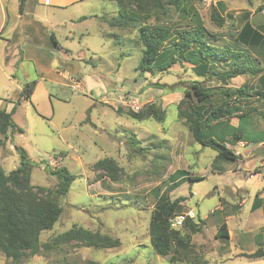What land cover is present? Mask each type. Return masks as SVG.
Here are the masks:
<instances>
[{"label":"rangeland","instance_id":"374dc122","mask_svg":"<svg viewBox=\"0 0 264 264\" xmlns=\"http://www.w3.org/2000/svg\"><path fill=\"white\" fill-rule=\"evenodd\" d=\"M219 1L225 7L222 27H217L210 18L211 7ZM263 1L216 0L209 4L197 1L194 7L204 25L221 35L214 43L243 49L235 40L242 16L251 13L254 23L256 19H264V8L253 12ZM51 7L36 5L39 11L46 9L52 20L69 12L68 23L59 27L57 23L51 26L48 21L39 20L32 27L38 40H46L43 36H47L48 42H53L51 34H55L61 49L53 64L58 66L60 76L48 71L45 65L40 73L32 61L20 60L19 56L13 67H9L11 61L0 55L5 69L4 74L0 71V97L16 99L25 83L40 81L33 105L21 98L12 115L23 132L7 133L8 141L0 146V165L9 172L19 164L16 146L25 150L32 166V185L55 188L57 178L46 166L49 169L65 166L75 176L67 194L59 198L62 207L59 218L50 230L40 234L42 243L77 225L118 237L120 245L94 248L71 242L19 261L0 253V264H87L88 260L98 264H202L203 261L264 264V258L242 256L259 246L264 248V212L261 208L251 210L254 195L264 190V144L242 146L230 141L228 146L240 154L239 159L215 160L216 151L195 142L187 126L177 118L175 105L183 97V89L196 78L188 63L176 62L165 69L154 67L150 72H140L137 67L142 50L137 28L119 29L109 24L117 15L113 0H86L81 6H69L67 12L49 13ZM181 17L170 7L163 19L184 26L185 18ZM153 22L154 18L149 23ZM7 30L4 29L2 36L8 41L19 43L23 38L32 39L22 32V27L9 37L5 35ZM249 54L259 60L255 63L263 71L233 78L230 86L246 83L252 85L253 92H264V79H261L264 49ZM8 74L14 78L15 86L4 77ZM216 82L206 79L204 85L214 86ZM220 96L216 93L212 102H217ZM248 100L242 105L246 110L253 108L248 119L255 125L246 127L245 132L264 134V96L253 94ZM132 101H136L138 109L150 102L160 103L165 110L164 121H138L117 112L119 107L123 111L137 110L130 106ZM238 119L234 116L229 120L236 125ZM105 157L114 159L120 168L116 181L93 168L95 161ZM53 160L54 165H50ZM178 170L186 171L185 177L202 178L192 181L184 178V182L172 188ZM164 191L170 200L183 197L177 214L192 209L195 213L192 222L204 224L194 232L184 225L178 228L189 236L187 247L173 244L178 253L160 256L151 247L148 224L155 202ZM221 220L226 221L231 231L228 241L214 237ZM258 233L260 241L256 243Z\"/></svg>","mask_w":264,"mask_h":264},{"label":"trees","instance_id":"16d2710c","mask_svg":"<svg viewBox=\"0 0 264 264\" xmlns=\"http://www.w3.org/2000/svg\"><path fill=\"white\" fill-rule=\"evenodd\" d=\"M117 6V15L109 24L119 29L136 27L138 42L142 54L137 69L142 72H150L152 68L165 69L170 65L180 62L191 65L196 78H193L188 87L183 89V97L175 105L177 118L188 128L193 140L203 147L216 151L215 160L224 158L238 160L240 154L228 146L231 141L236 144L244 143L264 144V134H251L246 127L255 124L248 119L253 108L244 109V102H250L248 97L253 94L264 96V92H253L252 85L246 83L240 87L229 86L231 78L236 76H254L262 72L263 68L256 65L257 58L252 57L249 51L255 52L264 49V27L257 28L249 21V14L242 16V24L236 31L235 40L244 48L231 47L228 44L219 46L213 41H218L221 35L209 30L195 11L194 2L202 0H113ZM26 0H20L19 11H22ZM172 7L184 19V26L173 25L163 17ZM264 3L256 10H261ZM225 7L219 1L211 7L210 18L217 27H222L225 16L222 14ZM156 12V15L154 13ZM155 22L149 23L151 19ZM107 19V18H106ZM104 19V20H106ZM212 41V42H210ZM249 50V51H248ZM217 81L214 86H205L204 81ZM261 79L264 77L261 76ZM36 80L23 85L19 98L12 109L7 111L0 108V146L7 142V133H22L17 127L12 115L20 104L21 98L28 100L35 87ZM162 88V86H158ZM174 91V89H169ZM216 93L221 96L217 102H212ZM124 97L128 98L127 94ZM117 112L124 113L138 121L153 119L159 123L164 121L165 110L160 103L150 102L141 108L127 109L117 108ZM237 116L236 125L230 122V118ZM264 119V114L262 115ZM19 151V164L10 170H5L0 165V253L6 258L19 261L22 257L38 254L44 250L52 249L60 244L71 242L82 246L94 248H113L120 245L118 237H112L107 233L92 231L82 226L73 225L68 230L42 243L40 234L50 230L59 218L62 207L59 198L67 194L70 184L75 176L65 166H58L49 170L57 178L55 188L32 185L30 183L31 164L26 152L21 147H15ZM94 170L102 171L113 181L117 180L119 166L110 157L99 159L93 164ZM186 171L178 170L173 175L175 181L171 187L175 188L187 180H198L202 177L183 176ZM186 178V179H184ZM183 197L170 200L168 192H162L151 211L148 224V233L151 247L160 256L177 252L175 247H187L189 236L183 235L178 228H172L170 220L177 213ZM220 201V200H219ZM262 208L264 203L259 198V192L254 195L251 210ZM223 217V215H222ZM203 221L193 223L190 218L184 222L186 228L191 231H199ZM214 237L228 241V227L225 220L217 225ZM178 253V252H177ZM173 255V254H172ZM187 253L185 252L184 256ZM242 256L249 259L263 258L264 248L259 246L252 252L243 253ZM174 257L172 261H174ZM87 264H98L88 260ZM173 264H181L174 262ZM202 264H206L204 261Z\"/></svg>","mask_w":264,"mask_h":264},{"label":"crops","instance_id":"0c3cea01","mask_svg":"<svg viewBox=\"0 0 264 264\" xmlns=\"http://www.w3.org/2000/svg\"><path fill=\"white\" fill-rule=\"evenodd\" d=\"M19 1L20 0H0V55L2 54L3 58H6V61H11L9 64V67H13V65L15 64L14 63L15 59H18L17 57L19 56L20 60H23L25 58V59H28L29 61H32L35 64V66L37 67L38 71H40V73H42L41 72V70L43 69L42 67H44V65H45V66H47L48 71L56 74L57 76H60L61 72L58 69V66L53 64L55 58H57V56L60 52L59 49H61L60 48L61 45L59 44V41L57 40V38L53 32L51 34V41L53 40V42H50V41L48 42L47 36H43L42 35L43 33H41V35L44 38H46V40H41L40 38H39L40 40H38L37 39L38 36H36L37 32L34 31L32 26L35 23H39V20H44L45 22L48 21L51 24V26L53 23H57V25L59 27H63V24H67L68 19H70L69 18V12H67L69 6H72V7L78 6V5L81 6L84 3V1H86V0H47L46 2H45V0H26L22 11H19ZM262 3H264V1ZM262 3H260V4H262ZM36 5H43V6L51 5L52 9H50V10H52V11H50L49 13H53V11H58V12H67V14L65 13V16H63V17L57 16L56 20L55 19L52 20L51 16H49L50 14L47 13L46 9L39 11L38 9H36ZM257 7L254 8L253 12L258 13L259 11L262 10V9L259 11L256 10ZM85 8L86 7H83V10ZM77 9H78V7H77ZM246 13H248V12H246ZM248 19L252 23L253 26L260 28V29L264 27V19H256V22L254 23L252 20V14L251 13L249 14ZM19 27H22V29H23L22 32L30 35L32 37V39L29 37L23 38L22 42L18 43V40L11 42V41H8V38H6V37L3 38L2 33H3L5 28H8L7 32L5 33V35L8 36L11 34L14 35V33L17 31V29ZM69 35H70V33H69ZM33 36H35L36 39L33 38ZM5 41L7 42V44L5 43ZM17 48L19 51L17 50ZM18 53L20 55H18ZM190 68H191V65H190ZM4 70L5 69L3 68V66L0 62V71L3 74L5 73ZM191 70H192V68H191ZM4 77H8L7 80H9L12 85L13 84H14V86L16 85V82L14 81V78L11 76V74H8L7 76H4ZM236 77H240V76H236ZM236 77H234V78H236ZM231 79H233V78H231ZM231 79H230L229 84H228L229 86L231 84L230 83ZM39 88H40V81L38 80V81H36L35 87L33 89V92L31 94L30 98L28 100H26L27 102L29 101L32 103V101H34V102L36 101L35 95H36L37 90H39ZM21 89L22 88H20L19 92H21ZM45 93H46V91H45ZM47 95H48V97L50 96L48 93H47ZM18 98H16V99L9 98L8 99V98L0 97V108H5L7 111H10ZM3 100H5V101L3 102ZM32 105H33V103H32ZM248 144H252V143H244V142L239 141L235 145L246 146ZM258 144H262V143L260 142ZM235 152L237 153V151H235ZM257 192H259V198H261L262 202L264 203V190H260ZM242 201H243V199H242ZM218 207H220V206L218 205ZM228 234H229V239H230L231 238V231L230 230H228ZM256 237H257L256 243H259L260 234L259 233L256 234ZM240 252H244V251H240ZM263 258H260V259H263Z\"/></svg>","mask_w":264,"mask_h":264},{"label":"built area","instance_id":"2783aa9c","mask_svg":"<svg viewBox=\"0 0 264 264\" xmlns=\"http://www.w3.org/2000/svg\"><path fill=\"white\" fill-rule=\"evenodd\" d=\"M46 1L47 0H45V2ZM211 2L216 3V0H202V3H208L209 4ZM135 102L136 101H132V103H130V106L132 108L138 109V105L135 104ZM54 161L55 160H53L52 164H50V165H54V163H55ZM194 217H195L194 211L192 209H189L187 211L178 213L174 217H172L171 220H170V225H171L172 228H180V227L183 226V224H184V222H185V220L187 218L193 219Z\"/></svg>","mask_w":264,"mask_h":264},{"label":"water","instance_id":"95a60500","mask_svg":"<svg viewBox=\"0 0 264 264\" xmlns=\"http://www.w3.org/2000/svg\"><path fill=\"white\" fill-rule=\"evenodd\" d=\"M212 181H215V180L212 178Z\"/></svg>","mask_w":264,"mask_h":264}]
</instances>
